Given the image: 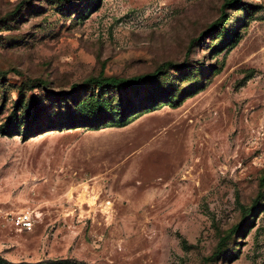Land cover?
<instances>
[{
	"label": "rangeland",
	"instance_id": "obj_1",
	"mask_svg": "<svg viewBox=\"0 0 264 264\" xmlns=\"http://www.w3.org/2000/svg\"><path fill=\"white\" fill-rule=\"evenodd\" d=\"M223 1L0 0V264H264V0Z\"/></svg>",
	"mask_w": 264,
	"mask_h": 264
},
{
	"label": "trees",
	"instance_id": "obj_2",
	"mask_svg": "<svg viewBox=\"0 0 264 264\" xmlns=\"http://www.w3.org/2000/svg\"><path fill=\"white\" fill-rule=\"evenodd\" d=\"M231 0H224L222 2V6H224L226 3L230 2ZM161 70L160 66L155 67L153 70L145 72L143 74H136V75H132L129 77H116V76H109V77H101L99 79L97 78H91V80H98V81H102V82H109V83H114V82H119V81H135L138 79H145L148 77H155L159 74Z\"/></svg>",
	"mask_w": 264,
	"mask_h": 264
},
{
	"label": "built area",
	"instance_id": "obj_3",
	"mask_svg": "<svg viewBox=\"0 0 264 264\" xmlns=\"http://www.w3.org/2000/svg\"><path fill=\"white\" fill-rule=\"evenodd\" d=\"M14 224L18 229H29L31 227V219L27 212L16 214L14 216Z\"/></svg>",
	"mask_w": 264,
	"mask_h": 264
}]
</instances>
